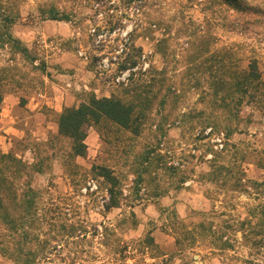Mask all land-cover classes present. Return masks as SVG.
<instances>
[{"label":"rangeland","instance_id":"374dc122","mask_svg":"<svg viewBox=\"0 0 264 264\" xmlns=\"http://www.w3.org/2000/svg\"><path fill=\"white\" fill-rule=\"evenodd\" d=\"M51 6L69 19H49ZM6 18L13 20L10 25ZM150 22L152 29V23L158 26L144 35ZM7 33L28 53L12 47ZM151 35L166 39L164 58L153 52ZM132 55L163 67L175 96L160 112H150L138 135L107 121L89 126L85 154L72 156L68 140L57 133V113L89 91L110 95L122 76L120 62ZM249 58L257 59L264 80V0L237 6L225 0H0V91L18 101L11 111L17 129L5 136L9 115L6 103L0 106V152L43 160V172L29 175L43 205L53 207L48 215L85 229L66 237L46 224L39 236L47 245L34 264H114V257L124 256L127 264L142 258L149 264H264V187L255 184L263 173L258 159L264 160V106L245 104L238 119L212 111L204 94L207 74L194 67L215 59L241 67ZM193 73L202 77L199 87L190 84ZM38 91L46 96L36 110ZM183 112L189 114L182 117ZM207 119L216 135L235 127L224 140L225 159L232 172L233 159H242V186L235 177L223 179L230 173L206 178L216 138L204 130L196 136V128ZM151 148V164L137 183L134 171ZM93 164L111 167L120 178L118 207L105 209L108 194L102 179L93 176ZM7 165L19 182L14 163ZM200 220L211 223L216 235L223 232L231 246L214 248L212 238H200ZM3 233L0 229V238ZM147 233L154 244L142 253L139 241ZM119 246L126 249L119 253ZM0 264L14 263L0 252Z\"/></svg>","mask_w":264,"mask_h":264},{"label":"trees","instance_id":"16d2710c","mask_svg":"<svg viewBox=\"0 0 264 264\" xmlns=\"http://www.w3.org/2000/svg\"><path fill=\"white\" fill-rule=\"evenodd\" d=\"M233 6L240 5L243 2H250L251 0H225ZM45 12L44 10H41ZM47 17L54 20H68L69 16L63 11H59L54 6L47 9ZM8 25L13 21L6 18ZM154 28H151V22L145 26L143 30L144 35L157 28L156 23H152ZM7 40L11 46L17 51L27 54L28 47L24 45L17 37L7 33ZM154 40V53L160 54L162 58L165 57L163 37H150ZM35 57H31L34 60ZM147 60V61H146ZM145 62L147 64L145 65ZM192 62V61H191ZM207 61H199L194 64L199 71L206 72L203 77L206 83V91L204 94L209 95L211 110L225 112L229 118L238 119L241 107L245 104H252L256 106H264V80L261 76V71L258 68V62L255 58L247 59L244 66L238 67V63L232 61L224 62L223 60L215 59L212 63ZM193 65V63H191ZM203 66H205L203 68ZM215 67V69H212ZM203 68V70H202ZM222 68L226 70H222ZM127 71V76L124 80L115 82L116 89L110 95L97 96L93 91L84 94L83 98L74 105L64 106L56 116L57 133L66 138L70 145L69 153L72 156H83L86 152L85 138L87 135V128L91 125L99 124L101 122H109L117 129L128 131L132 135H138L142 127L149 119L150 112L156 108L159 112L164 109L169 96H175V88L170 87V84H165L168 78L165 75L163 67H157L148 58L141 59L140 55L129 56L120 62L119 73ZM202 77L200 74H192V87H199ZM3 95L0 91V105ZM201 112V111H200ZM189 112H183L182 117H186ZM165 120V118L163 119ZM209 119L205 121L199 131L207 127L212 130H217L215 124ZM185 121V120H183ZM163 122L158 123V128H161ZM214 125V127H213ZM235 127L227 125L225 127L224 136H229L234 132ZM196 130H198L196 128ZM225 145V141H224ZM219 150H215L210 161L213 169L206 173V178L210 181L217 180L221 173H230L224 177H235L236 185L242 186L240 163L242 159H233L234 171L225 159V146ZM154 149L147 150L141 155L142 160L136 168V181L143 180L142 173L148 170L151 164L150 152ZM160 157V156H159ZM259 167L262 170V178L260 181H255L258 186L264 187V160L259 158ZM12 162L15 165L13 181L8 174L7 163ZM43 160L28 162L21 157L14 155L11 152H0V229L4 233L0 238V252L12 259L14 264H34L36 257L46 247L47 238H41L39 232L46 224L52 225L54 229L66 237L79 236L82 224H75L65 220L57 221L48 215L53 209L50 205H43L42 192L31 184L29 173L31 171L41 173L43 172ZM168 168L175 170V167ZM93 176L101 178L105 184L108 198L105 201V209H111L119 206L120 178L116 175L113 169L104 164L92 165ZM232 172V173H231ZM233 174V176H232ZM183 180V178H182ZM53 206V205H52ZM264 223V219H261ZM196 226L200 228L198 236L202 239L209 238L210 246L218 249H224L231 246L230 239L224 237L223 232L216 235V231L212 229V224L206 221H199ZM96 229V228H95ZM107 229L106 225L102 227L99 235L103 236ZM3 235L8 236L7 239ZM142 253L145 249H149L154 244V238L150 233H147L141 241H139ZM35 243V246L33 245ZM126 247L119 246L117 251L122 253ZM127 257H114V264H127ZM144 259L138 264L142 263Z\"/></svg>","mask_w":264,"mask_h":264},{"label":"crops","instance_id":"0c3cea01","mask_svg":"<svg viewBox=\"0 0 264 264\" xmlns=\"http://www.w3.org/2000/svg\"><path fill=\"white\" fill-rule=\"evenodd\" d=\"M42 91H38L37 93H36V96H35V101H34V104H33V107L35 108L36 107V110H38V108H40V106H39V103L40 102H42V98H44L45 96H46V94L45 93H43ZM43 96V97H42ZM42 97V98H41ZM51 102V101H50ZM4 103H6V110H7V114L9 115V120L8 121H6V122H10V123H4V126H7L8 128L7 129H4L3 130V133H2V135H4L5 136V132H8V129H13V130H15V129H17V127H16V124H15V119L14 118H12V116H11V111L13 110V109H15V106H16V104H18V101L16 102V100H15V96H14V94H12V93H9V94H7L5 97L3 96V98H2V101H1V105L0 106H2ZM47 103L49 104V101L47 100ZM39 106V107H38ZM51 106V105H50ZM0 114H1V112H0ZM1 119V118H0ZM11 121H12V123H11Z\"/></svg>","mask_w":264,"mask_h":264},{"label":"built area","instance_id":"2783aa9c","mask_svg":"<svg viewBox=\"0 0 264 264\" xmlns=\"http://www.w3.org/2000/svg\"><path fill=\"white\" fill-rule=\"evenodd\" d=\"M121 75H122V76H121L120 78H119V77L117 78V81H119V80H124L125 76H127V71L121 73ZM202 131H203V130H202ZM200 132H201V131L196 130V133H197L196 136H198V134H199ZM213 132H215V131L212 130L211 127H207V128L204 129V134H205V135H212ZM218 135H219V136H218ZM218 135L213 134V138H216V139H214V141H215L214 148H215L216 150H219V149H221V148L223 147V145H224V140H225V136H224V133H223V132L218 133Z\"/></svg>","mask_w":264,"mask_h":264}]
</instances>
